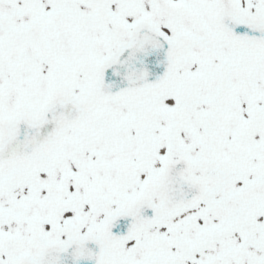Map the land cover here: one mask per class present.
<instances>
[{
    "label": "snow or ice",
    "instance_id": "obj_1",
    "mask_svg": "<svg viewBox=\"0 0 264 264\" xmlns=\"http://www.w3.org/2000/svg\"><path fill=\"white\" fill-rule=\"evenodd\" d=\"M0 264H264V0H0Z\"/></svg>",
    "mask_w": 264,
    "mask_h": 264
}]
</instances>
